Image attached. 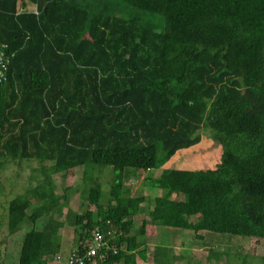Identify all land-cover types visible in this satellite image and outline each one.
I'll return each instance as SVG.
<instances>
[{
  "label": "trees",
  "instance_id": "obj_1",
  "mask_svg": "<svg viewBox=\"0 0 264 264\" xmlns=\"http://www.w3.org/2000/svg\"><path fill=\"white\" fill-rule=\"evenodd\" d=\"M119 3L137 13L120 14ZM0 43L9 57L0 167L36 161L42 175L4 209L10 236L26 227L17 264H65L67 255L53 258L66 221L68 252L87 245L93 228L115 226L118 251L100 264L146 262L150 223L264 238V0H0ZM202 136L221 150L212 167L160 168ZM76 168L84 208L64 214L71 187L57 195L50 172ZM137 171L161 190L151 209L125 185ZM168 257L156 262L172 264Z\"/></svg>",
  "mask_w": 264,
  "mask_h": 264
},
{
  "label": "rangeland",
  "instance_id": "obj_2",
  "mask_svg": "<svg viewBox=\"0 0 264 264\" xmlns=\"http://www.w3.org/2000/svg\"><path fill=\"white\" fill-rule=\"evenodd\" d=\"M118 12L125 15L127 12H129V14H131V12L137 13V10L119 3ZM144 16L149 18L154 24H160L162 22L163 25V19L160 15L145 13ZM220 152L221 150L219 146H217L207 137L202 136L199 143L188 149L178 151L172 158L163 163L160 168H205L206 166H211L209 163H211L212 159V163H216L218 161ZM161 154L162 152L159 151V159ZM39 167L40 165L36 161L27 162L25 160L19 163L8 162L5 163L2 168L0 167V264H17L19 246L26 228L19 226L21 228L16 234L12 236L8 234V230L5 225L6 219L4 218L6 202L19 193L24 192L30 186L36 184L37 179L42 177ZM50 174L56 183V188L54 191L57 195H62L64 188L69 186L71 187L68 205L62 209L63 213H66V209H68V207H70L75 212H80L83 210L84 205H82V200L80 198V190L83 183L82 168L72 169L67 171L65 174H58L54 172H50ZM140 174H138V181L130 182L131 184L129 187L132 194L134 195H145L144 192H146L144 191L146 187L139 182L142 177H140ZM111 176L112 174L109 168H104L100 172V176H98L97 180L101 183L102 191L105 193L108 190ZM153 190L155 189L151 188V191ZM148 195L153 196L154 194L150 193ZM37 196L38 194L36 193L30 195L34 202L37 201ZM152 198L153 197L148 198L149 201L145 205L147 209L150 206L149 204L151 203L150 200L152 201ZM25 213L29 214L30 211L27 209ZM48 218L49 216H43L42 218L38 219L36 228L39 229L42 226V223H45ZM140 222L141 220L135 221L133 227L134 232L137 230ZM167 229L172 230V228L157 225L156 234L150 237H144L146 239V243L149 242L154 244L155 247L159 249L160 252H158L156 249V253H159V256L161 257L168 256L171 254V251H176L178 246H180V242L185 241L188 238L192 239L193 241V246H189L190 248H194L196 244L202 246L201 241H196L195 238H192V231L177 228L174 229V231L177 230L176 232L171 233L167 232ZM61 235L65 246L68 247L71 241L74 239L73 226L69 222H65L64 228L61 229ZM149 235H152V233ZM217 235L220 236L218 241L216 240L210 242L213 245L211 250L212 254L209 256L210 258L211 256L213 258V260L209 258L210 262L214 261L212 264H264V238L254 240L252 237L240 235ZM205 241L203 244L206 245L207 242ZM152 247L154 246H149L148 248V251L151 254L152 251L150 249H152ZM203 250L205 249L203 248Z\"/></svg>",
  "mask_w": 264,
  "mask_h": 264
},
{
  "label": "crops",
  "instance_id": "obj_3",
  "mask_svg": "<svg viewBox=\"0 0 264 264\" xmlns=\"http://www.w3.org/2000/svg\"><path fill=\"white\" fill-rule=\"evenodd\" d=\"M24 9H27L29 11H35L36 10V6H35V4L29 3L28 5H26V8H24ZM20 10H22V8H20ZM212 161H213V159H212ZM212 161H211V163H209L211 165L210 167H212L214 165V163H215V162L212 163ZM163 168H167V167H163ZM176 168L187 169V168H181V167H176ZM138 174H140L139 171H137V172H127V174L125 176V185L129 187L130 184H131L130 182L138 181V179H139ZM144 176H145V174H142V175L140 174L141 179L139 180V182L142 183V185L146 187L145 190H144L146 192H144V194L146 195L147 200H148L149 197H153L154 198L155 196L160 195L161 194V190L160 189L154 188L155 190L151 191V188L144 184V182H143ZM130 191H131V189H130ZM150 193H152L154 195L153 196L148 195ZM131 194H132V192H131ZM132 195H134V194H132ZM153 198H152V200H153ZM171 198L174 199V200H180L181 199V197L179 195H177L176 192H172ZM149 205L150 206H149L148 209H151L152 208V202ZM142 215H143V217H142ZM138 216L136 217L135 221L143 220L146 217L145 214H142V213L140 215H138ZM198 218L199 217L197 215V217H195V219H198ZM48 220H49V218H48ZM43 224L44 223H42V225ZM165 227H167V226H165ZM169 228H172V227H169ZM174 229H177V228H172L173 231L171 229H167V232H171V233L172 232H176L177 230L174 231ZM150 232L152 233V235H149V234H151ZM156 232H157V225H154V224L150 223V224L147 225V230H146L145 237L153 236L154 234H156ZM192 234H193L192 238H195L196 241H201L202 242V246L196 244L194 248H190L189 246H193V241H192V239H189L188 238L189 236H188L187 237L188 239H186L185 241H181L180 242V246H178L176 251H174V252L171 251L170 252L171 254L168 255V256H170V257H168L169 258L168 261L170 263H172V264H212L214 262V261L210 262V260H209V258H210L209 256L212 254L211 250H212V247H213V245L210 242H213V241H216V240L218 241V238L220 236L217 235V234H214V233H209L207 231H200L197 234H195V233H192ZM205 239H206V241H205ZM204 241L207 242L206 245L203 244ZM145 242H146V239H145ZM146 245H147L148 248H149V246H154V247H152V249H150L152 251V254L148 251V254H147L148 258H147L146 262H143V261H141V260H139L137 258L136 259L137 264H159L156 261L161 256H159V254H157V253L154 254L156 249L158 250V252H160L159 249L157 247H155L154 244H151L149 242H147ZM70 247H71V243H70V245L68 247H66L65 243L63 242V240H61V245H60V248H59L61 255L60 254L59 255L60 256L64 255V257H65L69 253L68 251H69ZM203 248L205 250H203ZM204 254H206V255H204ZM210 259L213 260L212 256H211Z\"/></svg>",
  "mask_w": 264,
  "mask_h": 264
},
{
  "label": "built area",
  "instance_id": "obj_4",
  "mask_svg": "<svg viewBox=\"0 0 264 264\" xmlns=\"http://www.w3.org/2000/svg\"><path fill=\"white\" fill-rule=\"evenodd\" d=\"M6 46L0 43V82L6 77L9 65V57L6 53ZM107 228L105 230L95 227L90 231V240L81 250H71L66 259L65 264H100L105 261L108 252L116 254L118 249L112 241L116 238L117 229L110 221H106ZM54 262L61 261L60 255H55Z\"/></svg>",
  "mask_w": 264,
  "mask_h": 264
}]
</instances>
